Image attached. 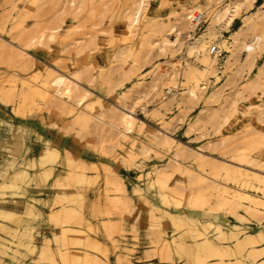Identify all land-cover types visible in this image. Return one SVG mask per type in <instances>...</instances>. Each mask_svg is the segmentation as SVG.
<instances>
[{"label": "rangeland", "instance_id": "rangeland-1", "mask_svg": "<svg viewBox=\"0 0 264 264\" xmlns=\"http://www.w3.org/2000/svg\"><path fill=\"white\" fill-rule=\"evenodd\" d=\"M196 2L206 13L191 30L183 9ZM230 2L239 5L237 14L228 25L215 26L213 10ZM131 7V0H0V150L6 153L0 160V213L20 211L15 218L0 215V241L13 237L10 248L0 245V264H110L115 251V264H144L152 258L155 264H192L169 245L177 230L162 210L171 206L149 192L147 201L128 192L137 176L131 162L141 157L148 167L178 162L161 177L183 198L180 217L205 223L208 236L213 235L210 224L225 232L222 244L228 248L220 252L221 260L198 242L200 258L208 264H264V0H143L144 10L128 28ZM165 28L178 34L168 36L169 47L159 43ZM26 30L36 35L24 51L29 56L20 58L12 50L24 49L19 44ZM49 32L55 36L49 38ZM253 35H261L263 45L248 56L242 43ZM197 37L210 49L216 46L217 53L208 63L207 87L192 96L188 68H204L203 55L189 49ZM34 59L43 66L42 75L30 63ZM44 79L52 94L48 103L24 83L39 85ZM121 113L143 124L133 131L140 140L130 160L115 145ZM146 137L155 145L150 147ZM164 137L177 146H167ZM47 147L55 150L54 159ZM29 158L35 168L51 161L62 174V186L50 180L28 184L38 207L44 212L62 204L76 208L89 224L80 228L90 237L70 234L75 244L60 245L54 236L61 226L47 214L33 217L22 204L7 206L22 200L13 195L11 180L31 172ZM66 170L82 172L90 181L81 202L63 178ZM41 224L50 227L49 233L41 232ZM58 248L70 253L64 261ZM47 249L48 259L42 258ZM139 250L143 256L133 260Z\"/></svg>", "mask_w": 264, "mask_h": 264}, {"label": "bare ground", "instance_id": "bare-ground-1", "mask_svg": "<svg viewBox=\"0 0 264 264\" xmlns=\"http://www.w3.org/2000/svg\"><path fill=\"white\" fill-rule=\"evenodd\" d=\"M50 1V0H49ZM54 1V0H52ZM218 3V1H216ZM141 4H143V0H131V11L128 14L127 17V24L128 28H132L135 23L137 22V19L140 15V11L144 8H141ZM213 6V5H212ZM239 9V5L236 2H230L223 6H218L213 10L211 21L213 24L220 25V26H226L228 25L234 16L237 14ZM198 10V13L202 17L206 13V10H203L199 5L192 4L188 6L187 8L183 9V18H184V24L187 26V28H190L191 30L194 29V27L198 26L196 22H194V17L196 14H194V11ZM144 12V11H143ZM137 13L139 14L137 16ZM203 21V20H202ZM54 29H57V27L48 29L49 31H52ZM40 32V31H39ZM36 35V32L33 33L31 31H22L20 38L22 37L23 40L19 44L20 47H24L23 50L20 49H13L12 53L17 55L20 58H26L29 55H27L24 51L29 50L31 46L33 45V40ZM49 38H53L55 36L54 33L49 32L48 34ZM169 35L178 36L177 33H175L170 28H165L162 30L160 36H159V43L161 47H169L173 45V42L168 39ZM190 35L185 34V37H189ZM44 37V34H40L38 38L42 39ZM193 45L189 47L190 50L193 51V53L196 54H202L204 58H202V62H204V68L202 70L197 69H189V77L187 80H190V85L187 88L188 94L195 96V90H203L205 87H207L208 82L206 81V70L208 69V66L211 61L212 55L215 53L210 52V48L205 43L202 38L197 37L193 39ZM40 42V41H39ZM263 45V38L261 35H253L251 42H243L242 46L243 49L247 52L248 56L255 55L258 51V49ZM216 47V46H215ZM217 48V47H216ZM209 50V51H208ZM205 52H207L205 54ZM217 53V51H216ZM27 60V59H26ZM20 61V60H19ZM33 61V60H32ZM25 62V60H23ZM22 62V63H23ZM32 63V66H34L35 71L38 75H42V69L43 66L39 65L40 61H37L34 59V63ZM29 64V62H28ZM158 68V67H157ZM172 69L178 70V67L173 66ZM44 70V69H43ZM50 74L49 72H46L45 75L48 76ZM171 80V79H170ZM173 81V80H171ZM30 91H32L34 94H36L37 97H39L42 102L48 103V101H51L52 94L48 87L47 82L45 79L41 81V83L38 85L35 83V81H28L25 80L24 82ZM202 86V87H200ZM176 88V86H174ZM64 91L67 93L69 92V86L68 82L64 83L63 86ZM166 89L171 92L173 88L171 86H166ZM93 104H99L98 101H93ZM39 105V104H38ZM69 112H73V109H69ZM121 128L118 129V133L116 134V142L115 145L120 149L126 152V154L129 156V160L134 157L133 150L137 149V142L138 139L133 135V131L135 128H141L142 123H139L136 121L132 116H129L125 113H121L118 116ZM148 140L147 144L151 147L152 145H155L154 143H151V138H145ZM165 143H167V146H170V144H173V141H170L168 137H164ZM175 144V143H174ZM115 146V147H116ZM177 146V144H175ZM170 148V147H169ZM168 148V149H169ZM47 155L50 159H54L56 157V152L52 147L46 148ZM160 158V157H159ZM30 159V158H29ZM33 159L29 161L32 165V170L30 173H23L15 175V178H13L11 181L13 182L12 191L13 195H16L20 197L22 200L19 201L22 205L25 211H30L33 217H43L44 214H47L50 221L54 222L56 225L61 226V231L59 232V235L54 236V240L58 242L60 245L61 243L70 245L75 244L73 242L74 239H86L90 237L85 231H83L80 228V225H85L89 229V224L85 219L79 214V212L76 210V208H73L69 205L62 204L61 207L58 210H53L50 207L48 212H44L41 208L38 206H41L39 204V199L34 195V191H31L28 188V184H34L38 185L41 182H44L47 184V181H53V183H59V177H62V174L60 173V170L56 168L53 162H46L42 161L40 162L42 164L41 167L35 168ZM133 165H135L137 170V176L136 180L132 183H130V189L128 192L135 196L136 198L147 201L148 199L145 197V193L149 192L150 194H153V198L155 197L158 199L159 203L165 207L171 206V210H162L163 214H166L169 216L172 223L175 225L177 232L173 233L171 235V239L169 241V245L174 246V249L177 252H180L184 254L187 258V260H190V263L192 261V264H208L206 261V257L200 258L199 251L200 248H198V242L205 245L203 250H206L207 252H210L214 256H218L219 260L221 255L220 252L223 250H226L228 247L222 244L224 242V238L222 237L225 232H223L219 226L217 225H208V228H213V235L208 236L207 233H205V223L199 222L197 219L185 216L183 218L180 217V215L183 213L182 210L178 209V206L182 204L183 198H178L174 195L172 191L168 189L167 183L162 179V174H165L170 169L175 170L179 167V163L175 160H170L166 166H147V164L144 161V158H139V162L136 164L135 161L131 162ZM205 174L201 175V177H205ZM64 180L66 181V184L70 186L71 188H74V191L77 195L76 199H80L79 202L82 201V195L85 193L87 189L91 187L90 181L88 177L80 172V173H74L73 170H66L65 176H63ZM141 181H143V184H140ZM105 184H108V179H105ZM58 186H62V182L59 183ZM62 191V190H61ZM121 191V190H120ZM125 192V190H124ZM123 194V193H121ZM148 194V193H147ZM149 194V195H150ZM151 198V197H150ZM67 203V201H66ZM187 205H193L190 200L187 201ZM152 211L154 210V205ZM160 209V208H157ZM20 211L18 209L16 210H2L1 214H6L7 217H14L18 216V213ZM18 218V217H16ZM26 220L28 218H25ZM156 221V220H155ZM183 221V222H182ZM74 224V225H69ZM135 227V226H134ZM133 227V228H134ZM235 231L240 232L237 227H233ZM202 229V230H201ZM6 234L8 232L4 231ZM70 234H75L78 237L74 238L72 241L69 238ZM203 236L199 239V236ZM189 237L188 241H186L184 238ZM62 237V238H61ZM13 238V237H12ZM11 240H7L5 238H2V241H0V245H3L5 247L10 248L11 247ZM247 236L245 234L242 235V240H247ZM71 249V248H70ZM49 250L47 249L45 252L41 254L42 258H47V253ZM58 257L60 260L64 261L67 252H64L62 249L57 250ZM70 254V253H69ZM67 257V256H66ZM48 259V258H47ZM220 262V261H219ZM31 264V263H30Z\"/></svg>", "mask_w": 264, "mask_h": 264}, {"label": "crops", "instance_id": "crops-1", "mask_svg": "<svg viewBox=\"0 0 264 264\" xmlns=\"http://www.w3.org/2000/svg\"><path fill=\"white\" fill-rule=\"evenodd\" d=\"M2 106H1V104H0V111H2ZM31 147V146H30ZM32 148V147H31ZM32 149H34V148H32ZM33 151H37L36 149H34ZM22 152H23V150H22ZM5 156H6V153L3 151V150H0V160H2L3 158H5ZM8 207H10V208H20L22 205H21V203L18 201L16 204H14V205H12V203L11 204H8L7 205ZM46 211V210H45ZM89 218V217H88ZM130 218V217H129ZM130 221H131V218H130ZM129 221V222H130ZM91 222V225L94 223V221L93 220H91L90 221ZM131 223V222H130ZM142 226V225H141ZM140 226V227H141ZM140 227L138 228V230L140 229ZM49 228L50 227H46V225L45 224H41V227H40V230H41V232L42 233H49ZM127 239H129L128 237H127ZM123 248L121 247V250H122ZM143 250H139V253L137 252V254H135V255H133L132 256V259L134 260V259H137V258H141L142 256H143ZM119 255L121 256V257H123L124 255H125V252H119ZM117 256H118V251H115L114 253H112L111 254V256L109 257V263L110 264H115V261H116V258H117ZM155 259L154 258H152V259H150L148 262L149 263H144V264H155V262H152V261H154Z\"/></svg>", "mask_w": 264, "mask_h": 264}, {"label": "built area", "instance_id": "built-area-1", "mask_svg": "<svg viewBox=\"0 0 264 264\" xmlns=\"http://www.w3.org/2000/svg\"><path fill=\"white\" fill-rule=\"evenodd\" d=\"M202 20H203V17L200 14L195 15L194 22H196L197 24H200ZM216 51H217V48L215 46H212L210 52L214 53Z\"/></svg>", "mask_w": 264, "mask_h": 264}, {"label": "snow or ice", "instance_id": "snow-or-ice-1", "mask_svg": "<svg viewBox=\"0 0 264 264\" xmlns=\"http://www.w3.org/2000/svg\"><path fill=\"white\" fill-rule=\"evenodd\" d=\"M141 8H143V4H141ZM139 14L137 13V16H138ZM57 82H60V81H57Z\"/></svg>", "mask_w": 264, "mask_h": 264}]
</instances>
